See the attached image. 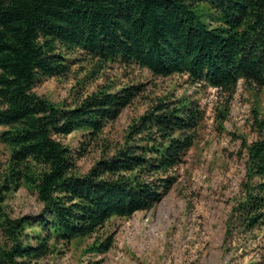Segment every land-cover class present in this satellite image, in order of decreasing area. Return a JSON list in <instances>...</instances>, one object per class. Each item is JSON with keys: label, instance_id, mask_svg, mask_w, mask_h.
<instances>
[{"label": "trees", "instance_id": "16d2710c", "mask_svg": "<svg viewBox=\"0 0 264 264\" xmlns=\"http://www.w3.org/2000/svg\"><path fill=\"white\" fill-rule=\"evenodd\" d=\"M75 50L97 67L118 62L155 76L183 74L229 95L239 81L264 88V0H0V143L9 150L0 171V264H29L56 243L153 207L195 140L199 105L160 99L128 125L122 143L79 173L57 136L81 130V144L96 141L142 87L102 86L65 106L35 93L39 80L67 73ZM257 124V138L244 146L228 232L264 227V121ZM22 185L40 209L11 217L5 194ZM112 243V234L95 237L89 250Z\"/></svg>", "mask_w": 264, "mask_h": 264}, {"label": "rangeland", "instance_id": "374dc122", "mask_svg": "<svg viewBox=\"0 0 264 264\" xmlns=\"http://www.w3.org/2000/svg\"><path fill=\"white\" fill-rule=\"evenodd\" d=\"M67 58V73L39 80L35 93L65 106L102 86L142 87L96 141L81 144V130L57 136L70 148L79 173L86 172L102 151L122 143L128 125L160 99L195 101L203 115L193 145L170 171L174 184L153 207L130 217H113L91 237L56 243L51 253L29 264H264V227L228 232L226 226L245 176L244 146L257 138V121H264V88L239 81L229 95L192 84L183 74L155 76L118 62L97 67L95 59L80 50L67 53ZM8 156V148L0 143V171ZM3 206L9 216L18 217L37 213L41 205L35 192L22 185L5 194ZM106 234L113 235L110 248L89 250L95 237Z\"/></svg>", "mask_w": 264, "mask_h": 264}]
</instances>
